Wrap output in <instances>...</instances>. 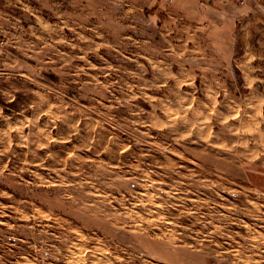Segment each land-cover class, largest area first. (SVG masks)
Masks as SVG:
<instances>
[{"label": "rangeland", "instance_id": "rangeland-1", "mask_svg": "<svg viewBox=\"0 0 264 264\" xmlns=\"http://www.w3.org/2000/svg\"><path fill=\"white\" fill-rule=\"evenodd\" d=\"M178 9L0 0V264H264V23Z\"/></svg>", "mask_w": 264, "mask_h": 264}, {"label": "crops", "instance_id": "crops-1", "mask_svg": "<svg viewBox=\"0 0 264 264\" xmlns=\"http://www.w3.org/2000/svg\"><path fill=\"white\" fill-rule=\"evenodd\" d=\"M210 1L211 0H172V6L184 10L185 6L187 8L185 12L179 9L177 11H182L186 15H190L197 29L200 30L202 27H206L210 30V33H212L213 30L212 25L216 24L215 21L219 18V15H223V11L227 13L223 15L226 21L232 20L231 17L234 15L233 11L236 10L240 15L247 16L246 20L251 19L252 15H256L257 21H263L264 23V0H224L226 2V4H224L225 8L216 6V3L211 4ZM217 1L221 2L222 0ZM216 8H218V10ZM262 28L263 29L260 30L259 33L261 35L260 38L264 39V27Z\"/></svg>", "mask_w": 264, "mask_h": 264}, {"label": "built area", "instance_id": "built-area-1", "mask_svg": "<svg viewBox=\"0 0 264 264\" xmlns=\"http://www.w3.org/2000/svg\"><path fill=\"white\" fill-rule=\"evenodd\" d=\"M166 1H168V0H166Z\"/></svg>", "mask_w": 264, "mask_h": 264}]
</instances>
